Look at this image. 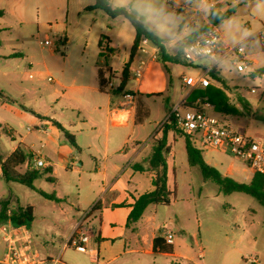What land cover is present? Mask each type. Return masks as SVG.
Instances as JSON below:
<instances>
[{
  "label": "rangeland",
  "instance_id": "1",
  "mask_svg": "<svg viewBox=\"0 0 264 264\" xmlns=\"http://www.w3.org/2000/svg\"><path fill=\"white\" fill-rule=\"evenodd\" d=\"M94 1L68 0V17L65 26L52 24L49 27L42 22L39 30H36V22L30 27L24 22L21 25L17 23L16 29L12 30V32L16 30L18 37L16 43L18 46H14L13 49L22 53V56L0 58V155L2 157L8 156L14 145L18 144L20 136L26 134V145L29 146L33 141V149H40V142L46 138V135L34 129L36 114L30 110V107H41V111H44L55 106L56 113H59L58 106L67 96L74 94L86 97L90 94L88 90L78 92L72 89V86L89 83L85 79L86 75L91 72V80H93L96 72L95 64L103 65V59L98 57L97 41L91 37L94 15L100 16L97 22L101 24L103 35L111 40V45L115 49L114 53L108 56L107 66L112 69L116 77L120 76L134 38L133 26L127 19L110 18L102 10L95 13L82 11L83 6L91 5ZM108 1L110 7H122L139 19L149 32L162 40L169 54H174L186 35L195 28L188 23L195 22V26L202 25L208 13L207 9L200 13L193 12V8L199 6V0ZM226 2L224 8L229 9L231 14L219 22V31L229 46L241 47L244 58L255 61V64L250 65L247 71L239 72L236 70V64L240 63V60L234 56H226L215 65L218 80L214 84L217 83L239 109V114L230 115L227 123L240 134H245L248 129L247 135L258 134L264 137V74L254 76L251 73L264 67V0H226ZM88 29L91 31L89 32ZM67 32L70 35V42L65 48L61 44V39ZM34 34L36 36H32ZM46 39L52 43L53 49L40 44ZM142 40L146 48L150 49L151 42L145 38ZM174 43L177 45L170 48L169 46ZM0 44V53L5 55L10 51L7 42ZM157 58L150 64L140 82L130 78L126 84V90L132 91L137 96L138 104L143 108L141 111L147 109L150 113L149 117L144 118L147 123L151 122L149 127L143 130V135L147 139L151 131L158 128L171 109L186 96L188 87L183 86L181 77L197 76L211 64L209 60L202 59L193 67L184 62H169L168 57L165 58V63L160 56ZM134 67L135 64L131 69ZM80 74H83V80L80 79ZM48 77L54 81H49ZM61 93L64 95L59 98ZM157 94L161 96H155ZM237 97L247 102L248 112L237 103ZM203 110L209 115H215L211 110L206 108ZM59 115L62 121L76 122L74 114L69 110ZM27 127L32 130L27 131ZM85 133L82 132L81 141L84 140ZM167 141L171 149V158L166 162L167 186H176V194L173 203L163 206L162 211L158 213L165 223L168 219H173L164 233L171 234L179 255L192 259L164 254H138L127 256L126 261L129 264H264V205L249 194L238 191L224 192L216 183L203 179L200 170L187 162L184 136L179 132L170 131ZM194 143L201 148L203 156L208 149L210 150L208 157L209 153H212L216 159H222L224 163L235 167L234 175L225 176L240 183L250 181L253 170L227 149L199 147L197 139H194ZM151 144L154 145V142L152 141ZM19 147L26 155L24 144L20 143ZM41 153L44 155L43 148ZM30 163V159L27 158L17 168V172H25ZM50 176L52 177V174ZM64 180L56 184L39 176L29 187L17 182H6L0 175V197L10 198L11 201L17 200L20 205L35 206V219L30 226L33 233L32 245L42 258L54 259L59 256L64 264H89L88 255L75 251L71 245H67L62 250V245L66 242L65 223L61 217L56 218L51 213L52 203L40 193L53 195L56 189L72 190L73 192L68 193L66 202L62 205L67 208L73 205L75 214L76 190L71 186L76 184V175H71L68 184ZM86 212H81L82 216ZM91 223L98 225L97 220L94 219ZM105 226L108 228L107 222ZM102 242L106 251L111 248L109 240ZM115 242L117 249L124 243L123 239ZM4 251L5 246L0 234V257ZM198 251H201V256L198 255ZM250 259H256V262H249ZM122 262L119 261L118 264Z\"/></svg>",
  "mask_w": 264,
  "mask_h": 264
},
{
  "label": "crops",
  "instance_id": "2",
  "mask_svg": "<svg viewBox=\"0 0 264 264\" xmlns=\"http://www.w3.org/2000/svg\"><path fill=\"white\" fill-rule=\"evenodd\" d=\"M226 5L223 6V9H225L224 7ZM84 7L85 6L81 8L82 11ZM96 11L100 10L95 9L93 11L84 12L95 13ZM67 17L68 0H0V42H7L10 48V51L5 55L0 53V58L10 59L14 56H22V53L16 52L13 49L15 48L14 46H18V44H16L18 41L17 32L16 30L12 32L13 29H16L15 25L17 23L21 25L25 22V24L30 27L33 22H36V30H39V26L42 22L49 27H51L52 24H62L65 26ZM99 17V15H94L92 19L93 34L91 37L97 42L103 35L102 26L97 22ZM188 25H193L195 28L183 39V43H181L183 46L190 40L189 36L198 29V27L195 26V22H190ZM88 31L90 32L91 30L88 29ZM32 36L36 35L34 34ZM61 40L64 42L62 46L66 48L70 42L69 32H67ZM151 45L150 49H147L145 44H143V40L140 41V46L145 49V52L140 50L136 52L130 66L128 80L133 78L136 82H140L145 76L150 64L158 59V50L152 43ZM175 45H177V43L169 47L171 48ZM108 47H112L111 40ZM142 59L145 60L142 75L140 78H135L133 76V70ZM96 64V72L93 80H91L92 73L90 72L85 78L89 83H80L72 86V89L78 92L88 90V93H90L88 96L81 97L75 96L74 94L67 96L68 99L66 98V100L62 101L58 106L59 113H56L55 106L47 108L44 111H41V107H30V110L36 114L34 129L46 135V138L40 142V149H33V141L29 143V146L26 145V134L20 136L18 144L16 146L14 145L12 150L19 146L20 143L24 144L25 150L31 156V165L32 153L37 150L41 153V149L43 148L44 155L42 156L46 158L45 160L47 162L44 168H49L51 170V182H56V184L63 179H65V183L68 184L71 175H76V184L71 186V188H75L76 190L75 208L77 212H75V214L73 213V205L68 206L69 208L62 205L66 202L68 193L73 192L72 190L56 189L53 191V196L56 199H49V201L52 203L51 213L56 216V218L61 217L62 221L65 223L64 230L66 232V241L74 235L76 226L82 217L81 212H85L89 209L91 210L87 219L89 220L88 223L92 226L93 233L87 243V252L84 253L89 257V264H118L119 261H123L121 264H124V262L129 264L126 261L127 256L159 254L152 251V240L155 236L163 233L168 227V224L173 222V219H168L167 223L163 222L158 213L162 211L161 208L163 205L152 204L146 207L141 218L135 224L130 226L127 224V218L134 200L141 194L150 192L154 189L153 178L155 171L149 168L146 160L153 148L151 142H154L161 136V133L158 131L161 124L158 128L151 131V135L148 139L143 135V130L147 129L151 122L147 123L144 119L145 117L141 119V121H137V110L141 111L143 108L138 104L136 95L135 108L128 115L127 120L124 123L116 122L115 116L120 113V111L116 109L119 96L112 93L107 88L101 89L99 87ZM133 64H135V67L131 69ZM104 73L105 77L112 74L111 77H113H110V79H116V74L112 72L111 68H109V72L104 71ZM82 75L83 74H80L79 76L81 80L84 79ZM214 82V80H211V84H214ZM58 84L60 85V81H58ZM215 85L219 86L217 83H215ZM194 89L196 88L188 87L185 98ZM55 92H57L56 89ZM63 95L64 93H61L58 97L62 98ZM48 103L51 105V101ZM202 108L204 109L206 107L202 105ZM206 109L214 112L212 105L210 108ZM68 110L71 114H74L76 122H65L60 119L59 114ZM142 112V116H150L147 109L142 110L141 113ZM214 114L213 116L225 122H229L228 119L230 116L221 115L216 112H214ZM55 122L74 136L77 149L70 146L63 139ZM31 130L32 128L27 131L30 132ZM246 130L245 134L248 133V129ZM82 132L86 133L84 134V140L81 141ZM38 139L40 140V138ZM168 147L169 154L166 157V162L171 158V149L170 146ZM209 151L208 149L205 150L203 156L204 160L209 165L216 168L223 175L232 176L235 174L236 169L232 164L224 163L222 159H216L212 153H209L208 157L207 154ZM30 165L28 168H30ZM44 168L41 169L43 170ZM61 173L62 175H60ZM42 177L46 179L45 176ZM168 188H172V186H168ZM0 202L7 203L8 207L19 204L17 200L11 201L10 198L7 199L2 197H0ZM31 206L35 219V206ZM42 213L43 212H41V214ZM51 213H49V215H51ZM44 215L46 214H43V216ZM54 216V220L57 221ZM93 219L97 220L98 225L91 223ZM106 222L108 228L105 226ZM27 230L32 240L33 233L31 227ZM122 239L124 243L117 249L115 241H120ZM108 240L110 241L111 248L106 251L104 242L102 241ZM171 245L173 248L172 253L164 255L192 259V257L179 255L173 242H171ZM35 250L38 256L42 258L39 251L36 248ZM105 252H107L106 255Z\"/></svg>",
  "mask_w": 264,
  "mask_h": 264
},
{
  "label": "trees",
  "instance_id": "3",
  "mask_svg": "<svg viewBox=\"0 0 264 264\" xmlns=\"http://www.w3.org/2000/svg\"><path fill=\"white\" fill-rule=\"evenodd\" d=\"M108 0H95L94 4L85 6L83 11H93L95 9L102 10L110 18L123 17L127 19L134 29V38L129 50L128 59L123 64L120 76L116 77L117 87L112 90V93L119 95L122 91L126 90V84L128 82L130 66L133 62V58L138 51L140 41L145 38L150 41L158 50V57L160 56L162 62L165 63V58L168 57L169 62L172 63H185L182 58L183 45L178 46V49L173 54L167 53L165 46L162 43V40L149 32L145 26L137 19L134 15L128 13L122 7H110ZM231 14L229 9H223L222 11H212L210 12L208 19L210 24L218 25L219 22L223 19H226ZM207 26L204 25L201 28H198L194 31L189 39H192L198 35L203 29ZM110 40L107 36L102 35L97 42L99 52L98 57L103 59V65L96 64L97 67V76L99 79V87L105 89L107 82L110 80L111 75L107 77L104 76V71L109 72L107 66L108 56L114 53L115 49L113 47H108ZM64 45V42H61ZM103 66L105 68H103ZM264 67L257 69L252 72V75H263ZM210 80H218L217 71L215 67H212L208 71ZM113 77V76H112ZM111 77V78H112ZM1 95V93H0ZM155 96H161L157 94ZM199 99L200 102L196 103V100ZM237 103L241 105L244 111L249 110L248 104L246 101L236 98ZM209 103L212 105L214 112L221 115H237L239 114V109L236 105L230 101L228 95L223 91L220 86L215 84H210L205 88H196L190 92L185 98V107H193L198 109H203V103ZM137 121H141L145 116H142L140 110H137ZM55 125L61 132L63 139L73 148L77 149L74 136L65 130L62 126L55 122ZM177 131L173 125V121L170 116L166 117L163 123L159 126L158 131L161 133L160 138L154 141V145L151 153L147 157V163L150 169L155 171L153 178L154 189L150 192L141 194L138 196L129 212L127 218V224H135L142 216L144 210L148 205H163L167 206L173 203L176 194V186L168 188L167 186V167H166V157L169 154V147L167 146V134L170 131ZM179 132V131H177ZM183 135L181 132H179ZM184 136V147L187 156V162L194 167H197L200 170L202 178L205 180H210L216 183L221 190L224 192L238 191L251 195L257 199L262 205H264V175L254 172L250 181L248 183H240L234 181L228 176L221 174L216 168L209 165L203 158L202 150L195 146L194 139L190 136ZM30 155L23 153V150L17 146L10 154L6 157L0 155V173L1 177L6 182H17L31 187L33 181L39 176H45L47 180L52 181L51 170L49 168H44L43 170L39 169H30L28 168L23 173H18L17 168L22 165L25 160L30 159ZM45 198L56 199L53 195H47L43 192H40ZM91 210L88 211L87 216ZM10 220L11 224L15 227L24 226L27 229L31 226V223L34 219L33 209L31 205H14L8 207L7 203L0 202V221ZM172 245L167 243L161 234L155 236L152 240V251L159 254H170L172 253Z\"/></svg>",
  "mask_w": 264,
  "mask_h": 264
},
{
  "label": "built area",
  "instance_id": "4",
  "mask_svg": "<svg viewBox=\"0 0 264 264\" xmlns=\"http://www.w3.org/2000/svg\"><path fill=\"white\" fill-rule=\"evenodd\" d=\"M226 4V0H199V6L193 8L194 13H200L204 9L208 10L204 23L197 25L198 28L204 25L207 27L186 42L182 58L190 66H197L202 59L209 60L211 64L203 73L197 76L183 75L181 77L183 86L190 88L209 86L211 84V80L207 75L209 69L215 67L219 60L226 56H234L240 60V63L236 64V70L239 72H245L250 65L255 64V61L244 58L245 55L241 47L229 46L221 35L218 25L215 26L209 22L210 12L222 11L223 6ZM40 44L53 49L52 43L48 39L40 42ZM138 50L145 52V49L140 45ZM144 64L145 60H140L133 70L135 78L141 77ZM48 80L52 81V78L48 77ZM117 81V79H110L106 88L109 91L114 90L117 87ZM118 96L119 102L116 109L120 113L115 116V121L124 123L135 108V94L132 91H122ZM199 102L200 100L197 99L196 103ZM184 103L185 97L168 114L177 131L197 139L199 145L203 148L227 149L234 157L247 164L253 170V173L257 172L264 175V137L258 134H240L235 131L231 124L205 113L203 109L185 107ZM203 106L206 108L211 107L206 102L203 103ZM27 130H30V128H27ZM32 156L30 169H41L46 166L47 162L39 150L34 151ZM89 210L81 217L74 235L63 244L62 250L67 245H71L77 252H87V243L93 233L92 226L86 221ZM0 234L5 246L4 254L0 257V264H64L59 256L54 259L40 258L32 245L28 230L24 226L15 227L10 220L6 219L0 221ZM161 235L167 243L171 244L172 237L169 232H163ZM199 256H201V251H199ZM248 261L254 263L256 259Z\"/></svg>",
  "mask_w": 264,
  "mask_h": 264
}]
</instances>
